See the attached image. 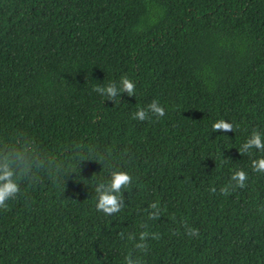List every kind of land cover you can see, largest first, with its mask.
<instances>
[{"label": "trees", "instance_id": "trees-1", "mask_svg": "<svg viewBox=\"0 0 264 264\" xmlns=\"http://www.w3.org/2000/svg\"><path fill=\"white\" fill-rule=\"evenodd\" d=\"M122 76L135 96L93 91ZM152 100L166 115L133 120ZM220 119L234 133L213 132ZM253 131L264 0H0V163L26 149L36 180L0 209V264H264V153L239 154ZM113 169L133 181L106 216L94 188ZM236 169L246 187L224 196ZM145 230L160 238L141 252Z\"/></svg>", "mask_w": 264, "mask_h": 264}, {"label": "clouds", "instance_id": "clouds-1", "mask_svg": "<svg viewBox=\"0 0 264 264\" xmlns=\"http://www.w3.org/2000/svg\"><path fill=\"white\" fill-rule=\"evenodd\" d=\"M136 84L127 76H122L119 81V86L116 82H110L106 86L97 84L93 91L105 97L106 100L117 102V97L121 94L127 93L129 97L135 96ZM149 113L157 118H163L166 115L164 107L158 100H152L147 108H140L132 114L133 120L145 121L150 119ZM213 132H233L234 125L223 119L217 120L212 125ZM252 149H256L261 153H264V138L259 131H253L249 138L241 145L239 154L241 156L251 155ZM17 155L14 160L4 157V162L0 163V209L8 210V201L17 198L21 193V184L34 183L36 180L32 177V170L35 163L27 155L26 149H16ZM11 155V154H9ZM101 162L104 161L103 156L97 157ZM251 168L254 173L264 174V156L251 161ZM60 171H57L50 176L57 178ZM249 179V175L243 169H236L232 172L229 183L220 188V193L224 196H228L231 191H235L237 188L243 189L246 187V182ZM132 176L123 170L113 169L109 173L107 180L100 181L94 188L96 194V210L102 212L106 216H112L119 213L125 206L124 202V190L129 188L132 184ZM210 192L215 193L217 189L211 187ZM152 209L148 213L149 220H157L161 215V208L158 202H153L149 205ZM141 227L147 228L146 224H142ZM185 227V233L189 237H197L199 230L191 228L187 225ZM121 239L125 238V233L121 232ZM151 236L152 239L158 240L159 234L149 233L147 230L139 233V240L134 243L135 249L146 252L148 248L147 240ZM127 239L135 241V234H127ZM124 264H140L138 258H133L131 254L125 256Z\"/></svg>", "mask_w": 264, "mask_h": 264}]
</instances>
